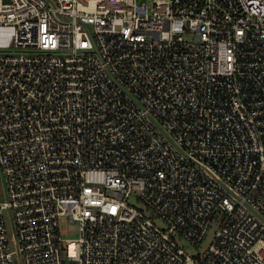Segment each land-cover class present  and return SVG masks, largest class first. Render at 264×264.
Wrapping results in <instances>:
<instances>
[{
  "label": "built area",
  "instance_id": "built-area-1",
  "mask_svg": "<svg viewBox=\"0 0 264 264\" xmlns=\"http://www.w3.org/2000/svg\"><path fill=\"white\" fill-rule=\"evenodd\" d=\"M0 264H264V0H0Z\"/></svg>",
  "mask_w": 264,
  "mask_h": 264
},
{
  "label": "rangeland",
  "instance_id": "rangeland-1",
  "mask_svg": "<svg viewBox=\"0 0 264 264\" xmlns=\"http://www.w3.org/2000/svg\"><path fill=\"white\" fill-rule=\"evenodd\" d=\"M129 202L135 205L136 207H141L138 202L135 201L134 196L129 199ZM145 213V212H144ZM150 221L159 229H165L164 223L156 217H150ZM216 221L212 220L208 226V229L202 239V241L197 244V245H190L183 239L179 238L178 235L173 234L172 235V240L175 243V245L183 251L184 254L187 256H197L201 255L208 245L210 244L213 234L216 231ZM59 228L60 230L64 233L62 238L67 239V240H75L77 237V227L75 224H63L62 221L59 222Z\"/></svg>",
  "mask_w": 264,
  "mask_h": 264
}]
</instances>
